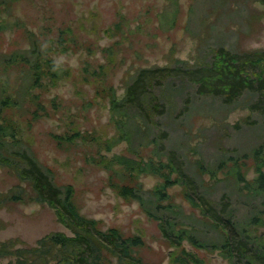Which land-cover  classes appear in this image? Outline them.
I'll use <instances>...</instances> for the list:
<instances>
[{
  "label": "rangeland",
  "instance_id": "374dc122",
  "mask_svg": "<svg viewBox=\"0 0 264 264\" xmlns=\"http://www.w3.org/2000/svg\"><path fill=\"white\" fill-rule=\"evenodd\" d=\"M33 38L53 56L62 77L33 88L34 102L5 107L1 116L12 120L16 138L49 168L56 184L72 186L82 215L102 230L116 228L124 236H138L141 244L134 252L144 261L169 264L176 249L163 236L159 221L138 200L123 197L117 186L137 182L144 190L162 187L166 198L161 203L178 206L183 221L184 215L202 218V213L185 199L180 183L164 186L162 178L151 173L117 174L121 167L115 155L157 159L153 145L139 148V155L129 152L125 141L107 147L115 134L109 95L121 98L129 76L140 67L176 61L200 64L218 45L240 52L264 49V5L257 0H0V98L2 93L14 99L19 81L17 68L1 67L3 55L28 49ZM181 95L185 102L187 94ZM183 98H175L174 119H164L171 125L176 121L175 129L166 127L165 145L177 152L193 179L213 183L205 198H231L242 212L236 188H231L237 170L231 161L215 176L200 175L197 165L213 169L217 159L243 155L264 143V116L213 96L193 98L192 111L179 115ZM174 140L178 143L173 145ZM241 162L245 180H253L254 161L248 157ZM8 192L20 197L0 203V245L33 246L51 232L70 234L53 207L33 199L27 181L12 167L0 165V194ZM256 230L264 238V225ZM182 244L207 264H230L218 249L199 250L186 240ZM11 258L0 257V264Z\"/></svg>",
  "mask_w": 264,
  "mask_h": 264
},
{
  "label": "trees",
  "instance_id": "16d2710c",
  "mask_svg": "<svg viewBox=\"0 0 264 264\" xmlns=\"http://www.w3.org/2000/svg\"><path fill=\"white\" fill-rule=\"evenodd\" d=\"M257 1L264 5V0ZM3 56L1 67L17 68L19 81L13 92L14 99L1 93L0 165L12 167L20 180L27 181L33 199L53 207L58 221L70 234L51 232L40 237L33 246L14 248L12 242H2L0 257L11 256L7 264H153L135 254V247L141 244L138 236H124L116 228L102 230L95 220L82 215L73 201L72 186L56 184L49 168L40 164L22 140L16 138L12 120L1 116L5 107L23 106L27 99L34 102L37 96L31 94L33 88L40 89L47 81L55 83L62 77L63 70L55 64L53 56L44 52L35 38L28 49ZM190 88L192 92L188 91ZM192 93L195 97L191 98ZM181 94H187L185 102ZM197 96L218 97L224 104L237 102L235 105L258 110L264 116V49L240 52L218 45L200 64L176 61L136 69L129 76L121 98L109 95L115 134L107 147L125 141L129 152L139 155V148L153 145L152 156L157 161L152 157L144 160L141 156L133 159L115 155L113 160L121 167L116 169L117 174L151 173L161 177L164 186L182 184L185 199L200 209L202 218L184 215L183 221L178 206L172 202L161 203L166 198L162 187L144 190L134 182L120 184L116 189L123 197L138 200L144 211L159 221L163 236L176 249L170 255L169 264H207L188 251L183 240L199 250H220L230 264H264V238L256 232L258 226L264 225V143L243 155L217 159L216 165L211 166L213 169L197 165L200 175L207 172L215 176L226 161H231L237 169L235 186L231 188H236V203L243 205L242 212L231 198L223 195L217 200L205 198L203 194L213 183L204 178L200 182L193 179L177 160V152L164 143L169 141L166 127L175 129V120H172L174 125L164 121L174 119L175 98H183L179 115H188L193 109V98ZM242 99L244 103L240 102ZM174 141L173 145L178 143ZM248 157L254 161L257 172L251 181L245 180L244 163L241 162ZM240 182L245 183L243 187L238 186ZM19 197L12 192L0 194V203ZM206 223L212 231L205 229ZM199 225L203 228L199 229Z\"/></svg>",
  "mask_w": 264,
  "mask_h": 264
}]
</instances>
